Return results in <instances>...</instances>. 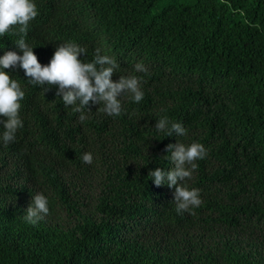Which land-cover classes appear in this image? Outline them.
<instances>
[{"label": "trees", "instance_id": "1", "mask_svg": "<svg viewBox=\"0 0 264 264\" xmlns=\"http://www.w3.org/2000/svg\"><path fill=\"white\" fill-rule=\"evenodd\" d=\"M48 1L33 0L25 37L39 62L64 41L83 62L99 48L120 66L112 80L139 77L144 98L122 96L120 116L92 105L81 122L55 86L4 69L25 97L15 141L0 139V264H264V0H58L55 20ZM15 31L0 56L22 55ZM165 116L187 134L158 132ZM193 142L207 156L184 184L202 203L178 214L174 187L148 173L174 167L166 145ZM37 193L49 212L33 225Z\"/></svg>", "mask_w": 264, "mask_h": 264}, {"label": "clouds", "instance_id": "2", "mask_svg": "<svg viewBox=\"0 0 264 264\" xmlns=\"http://www.w3.org/2000/svg\"><path fill=\"white\" fill-rule=\"evenodd\" d=\"M46 10L52 20L59 19L61 9L58 0H49ZM38 10L33 0H0V37L16 31L19 36L15 41L22 55L15 51H7L0 56V125L3 133L0 136L3 143L8 145L15 141L17 130L23 127L20 119L21 101L25 97L18 80L10 77L4 69L19 66L33 85H47L44 93L51 86L56 87V96L61 97L65 107L73 106L74 112L80 113L79 120L86 119L84 109L91 111L92 105H103L100 109L109 116H120L122 113L121 97L130 95L135 103H140L144 98L141 87V79L135 75L121 76L118 81H113L112 76L120 67L117 61L108 55H102L99 48L95 49V55L91 62H83L79 57L87 54V50L69 41L61 42L56 47L49 63L42 65L38 57L25 42L29 24L38 16ZM136 72L147 73V68L142 63L134 66ZM158 132H164L165 136L174 134L184 136L187 130L179 122H172L166 116L155 123ZM164 151L170 153V159L174 167L164 170L157 167L151 170L148 176L153 184L160 187L164 184L168 188L174 187L173 202L177 213L189 212L202 203L198 189H191L184 184L186 179L192 178V173L198 167L197 160L205 159L207 150L200 144L193 142L190 145L175 143L166 145ZM85 164H92L91 153L82 155ZM49 212L48 199L42 193L32 197L30 205L26 209L24 219L35 225Z\"/></svg>", "mask_w": 264, "mask_h": 264}]
</instances>
